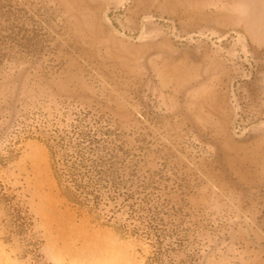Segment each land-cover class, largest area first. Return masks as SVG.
I'll list each match as a JSON object with an SVG mask.
<instances>
[{
	"label": "rangeland",
	"instance_id": "obj_1",
	"mask_svg": "<svg viewBox=\"0 0 264 264\" xmlns=\"http://www.w3.org/2000/svg\"><path fill=\"white\" fill-rule=\"evenodd\" d=\"M0 42V264H149L61 195L33 126L80 110L173 206L167 264H264V0H0Z\"/></svg>",
	"mask_w": 264,
	"mask_h": 264
},
{
	"label": "trees",
	"instance_id": "obj_2",
	"mask_svg": "<svg viewBox=\"0 0 264 264\" xmlns=\"http://www.w3.org/2000/svg\"><path fill=\"white\" fill-rule=\"evenodd\" d=\"M6 45L0 42V67ZM91 116L80 110L64 123L44 117L33 126L57 157L54 172L61 195L79 212L149 240V264L172 262L171 253L185 246L181 224L168 220L173 206L154 191L158 188L140 172L139 160L124 151L117 130ZM9 159L0 154V166Z\"/></svg>",
	"mask_w": 264,
	"mask_h": 264
},
{
	"label": "crops",
	"instance_id": "obj_3",
	"mask_svg": "<svg viewBox=\"0 0 264 264\" xmlns=\"http://www.w3.org/2000/svg\"><path fill=\"white\" fill-rule=\"evenodd\" d=\"M262 84L264 86V74H263V77H262Z\"/></svg>",
	"mask_w": 264,
	"mask_h": 264
}]
</instances>
